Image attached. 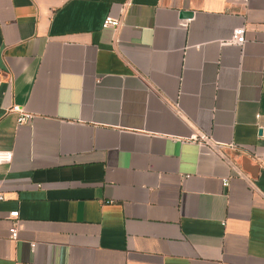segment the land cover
I'll return each mask as SVG.
<instances>
[{"label":"crops","instance_id":"crops-1","mask_svg":"<svg viewBox=\"0 0 264 264\" xmlns=\"http://www.w3.org/2000/svg\"><path fill=\"white\" fill-rule=\"evenodd\" d=\"M0 79V264H264V0H0Z\"/></svg>","mask_w":264,"mask_h":264},{"label":"built area","instance_id":"built-area-1","mask_svg":"<svg viewBox=\"0 0 264 264\" xmlns=\"http://www.w3.org/2000/svg\"><path fill=\"white\" fill-rule=\"evenodd\" d=\"M122 25V21L119 19H114L113 17L108 16L104 22V28H113V29H119ZM246 42L245 38V28H238L235 29L232 39L230 43L238 46H243ZM2 85V80L0 79V86ZM11 113H15L18 115V123L19 124H25L28 122L29 119H31V115L23 111V109L19 106H13L11 109H9ZM194 140L200 139L197 136H194ZM201 141L206 143L208 142V139L205 137L201 138ZM210 144V143H209ZM215 148V147H214ZM13 161V153L11 151H0V165H6L10 164ZM259 161V160H258ZM260 163L262 166H264V158L260 160ZM3 196L0 195V201H3ZM8 220L10 222V240L12 242H16L19 237V222H20V215L18 211L11 212L8 215ZM32 248H35V245H31Z\"/></svg>","mask_w":264,"mask_h":264},{"label":"water","instance_id":"water-1","mask_svg":"<svg viewBox=\"0 0 264 264\" xmlns=\"http://www.w3.org/2000/svg\"><path fill=\"white\" fill-rule=\"evenodd\" d=\"M193 17V12L191 11H182L180 13V19H190Z\"/></svg>","mask_w":264,"mask_h":264}]
</instances>
